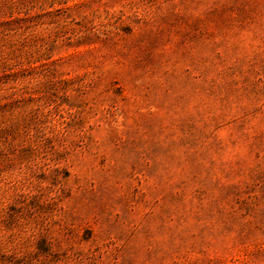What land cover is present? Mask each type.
<instances>
[{
  "label": "rangeland",
  "instance_id": "rangeland-1",
  "mask_svg": "<svg viewBox=\"0 0 264 264\" xmlns=\"http://www.w3.org/2000/svg\"><path fill=\"white\" fill-rule=\"evenodd\" d=\"M0 264H264V0H0Z\"/></svg>",
  "mask_w": 264,
  "mask_h": 264
}]
</instances>
